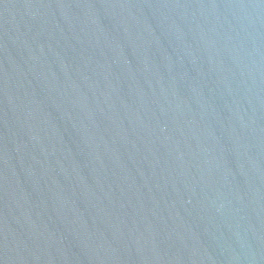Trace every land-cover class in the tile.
I'll return each instance as SVG.
<instances>
[{
    "label": "water",
    "instance_id": "95a60500",
    "mask_svg": "<svg viewBox=\"0 0 264 264\" xmlns=\"http://www.w3.org/2000/svg\"><path fill=\"white\" fill-rule=\"evenodd\" d=\"M0 264H264V0H0Z\"/></svg>",
    "mask_w": 264,
    "mask_h": 264
}]
</instances>
